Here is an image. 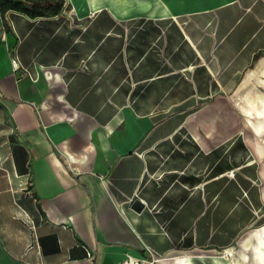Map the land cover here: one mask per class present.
<instances>
[{
	"label": "crops",
	"instance_id": "crops-1",
	"mask_svg": "<svg viewBox=\"0 0 264 264\" xmlns=\"http://www.w3.org/2000/svg\"><path fill=\"white\" fill-rule=\"evenodd\" d=\"M105 1L4 13L0 264L201 260L191 252L200 229L192 248L188 232L222 199L207 196L200 176L215 143L198 135L264 56L254 59L264 0ZM216 164L210 180L224 174ZM262 227L242 238L240 256L226 241L214 245L231 251L228 264H250Z\"/></svg>",
	"mask_w": 264,
	"mask_h": 264
},
{
	"label": "rangeland",
	"instance_id": "rangeland-1",
	"mask_svg": "<svg viewBox=\"0 0 264 264\" xmlns=\"http://www.w3.org/2000/svg\"><path fill=\"white\" fill-rule=\"evenodd\" d=\"M242 61H249V58L245 56ZM238 78L237 97L223 98L222 112L212 115L213 125H205L202 135H198L206 142L215 143L212 155H207L202 164L200 176L208 181L207 196L216 190L217 197L222 199L221 207L208 208L205 212L200 211L203 213L200 217L195 216L200 221L204 219L205 225L191 226L188 232L191 237L189 248L194 247L199 229L201 232V249L191 251L199 254L198 264H216L215 260L228 264L227 253L231 251L214 243L226 241L240 256L245 251L242 238L264 224V155L256 156L247 141L250 137L257 151L264 150V56L252 67H246ZM214 163H217L215 169L220 166L224 174L220 179L210 180L213 170H209ZM256 239L259 255L256 245H252L248 260L250 264H264V227L256 234ZM177 245L181 246L180 243Z\"/></svg>",
	"mask_w": 264,
	"mask_h": 264
},
{
	"label": "trees",
	"instance_id": "trees-1",
	"mask_svg": "<svg viewBox=\"0 0 264 264\" xmlns=\"http://www.w3.org/2000/svg\"><path fill=\"white\" fill-rule=\"evenodd\" d=\"M26 1L31 2V5ZM63 6L64 0H2L1 2L3 13L8 10H17L33 17L56 14L62 10ZM263 53L264 49L259 50L254 54V59H258Z\"/></svg>",
	"mask_w": 264,
	"mask_h": 264
},
{
	"label": "built area",
	"instance_id": "built-area-1",
	"mask_svg": "<svg viewBox=\"0 0 264 264\" xmlns=\"http://www.w3.org/2000/svg\"><path fill=\"white\" fill-rule=\"evenodd\" d=\"M1 2H2V0H0V36L3 40H5L6 39V27H5V24L3 21L4 13L1 10ZM14 66L17 69L22 67V64H21L19 59H17V61L16 60L14 61ZM123 264H134V263L126 261Z\"/></svg>",
	"mask_w": 264,
	"mask_h": 264
},
{
	"label": "water",
	"instance_id": "water-1",
	"mask_svg": "<svg viewBox=\"0 0 264 264\" xmlns=\"http://www.w3.org/2000/svg\"><path fill=\"white\" fill-rule=\"evenodd\" d=\"M132 206L136 210L141 211L145 207V204L140 198H135L132 203Z\"/></svg>",
	"mask_w": 264,
	"mask_h": 264
},
{
	"label": "bare ground",
	"instance_id": "bare-ground-1",
	"mask_svg": "<svg viewBox=\"0 0 264 264\" xmlns=\"http://www.w3.org/2000/svg\"><path fill=\"white\" fill-rule=\"evenodd\" d=\"M97 5H98V3H97ZM97 7V6H96ZM233 254V253H232ZM234 260H236L235 258H234ZM139 264V263H138Z\"/></svg>",
	"mask_w": 264,
	"mask_h": 264
}]
</instances>
